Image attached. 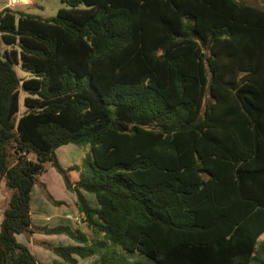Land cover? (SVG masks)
<instances>
[{
    "label": "trees",
    "instance_id": "1",
    "mask_svg": "<svg viewBox=\"0 0 264 264\" xmlns=\"http://www.w3.org/2000/svg\"><path fill=\"white\" fill-rule=\"evenodd\" d=\"M61 2L50 19L0 12V264H40L15 238L32 233L80 243L42 244L68 264H136L105 252L115 247L152 264H264V8ZM84 144L94 174L72 184L55 151ZM48 168L75 195L89 244L78 229L30 226Z\"/></svg>",
    "mask_w": 264,
    "mask_h": 264
},
{
    "label": "crops",
    "instance_id": "2",
    "mask_svg": "<svg viewBox=\"0 0 264 264\" xmlns=\"http://www.w3.org/2000/svg\"><path fill=\"white\" fill-rule=\"evenodd\" d=\"M55 154L60 166L63 169L72 168L68 172L70 182L75 184L80 181L79 178L81 175L79 174L77 176V163L79 162L81 156L80 148L78 146L65 145L57 148ZM38 181L45 187L49 196L53 198H61V201L65 202L66 206H53L44 198L42 190H38V188L35 187L36 185H34L30 193V226L46 228L65 226L70 228V230L78 229L81 234L85 235L89 239L87 242V244H89L90 240L94 238V235L87 230L82 218L77 215L75 208V195L66 190L61 176L53 168H48L38 178ZM57 191L60 192V197L57 196ZM81 193L90 208H98L93 195L83 191H81ZM15 238L17 242L28 248L40 264H68L42 244H47L52 247H70L80 245V243L70 239L64 234H19L16 235ZM73 258L77 260L76 264L97 263V261L94 260L89 263L88 258H78L76 256Z\"/></svg>",
    "mask_w": 264,
    "mask_h": 264
},
{
    "label": "rangeland",
    "instance_id": "3",
    "mask_svg": "<svg viewBox=\"0 0 264 264\" xmlns=\"http://www.w3.org/2000/svg\"><path fill=\"white\" fill-rule=\"evenodd\" d=\"M246 3L264 8V2L262 0H245ZM65 5L61 2V0H0V12L4 9H9L13 12H21L28 15H33L36 17H40L42 19H50L55 17L57 10L59 8L64 7ZM10 47L6 45L0 38V54L7 51ZM14 48H17L16 46ZM15 70L17 72V75L21 79H27L29 74H26L23 72L18 65L15 66ZM24 96V94H21V98ZM20 110L19 114H22L24 112V108L22 107V102H20ZM80 148L81 156L80 160L77 163L78 165V171L77 176L80 174L79 179H89L94 174V169L90 166V151H89V145L84 144L82 146H78ZM76 175V174H75ZM39 182V181H38ZM38 188V190H42L43 195H47V192L45 190L41 189L39 186H35ZM67 190V189H66ZM70 192V191H68ZM72 193V192H71ZM10 196V192L5 188L3 182L0 183V221L2 219V211L6 207L8 199ZM49 196V195H48ZM57 196L60 197V192L57 191ZM51 200H48L50 204L53 206H66V203L61 201V198H53L49 196ZM53 202H60V205H55ZM260 241H264V234L260 237ZM259 241V242H260ZM105 252L108 255H112L116 257L120 261H129L136 264H152L150 260L145 258L144 256L133 253L129 254L126 252L121 251L117 247L115 248H109L106 249ZM258 258V255H257ZM97 261V256L88 257L89 263ZM93 264V263H92ZM254 264V263H252Z\"/></svg>",
    "mask_w": 264,
    "mask_h": 264
}]
</instances>
